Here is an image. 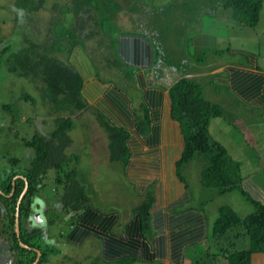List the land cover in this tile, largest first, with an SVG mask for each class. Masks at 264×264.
<instances>
[{
    "label": "trees",
    "instance_id": "16d2710c",
    "mask_svg": "<svg viewBox=\"0 0 264 264\" xmlns=\"http://www.w3.org/2000/svg\"><path fill=\"white\" fill-rule=\"evenodd\" d=\"M36 3L34 6L32 2V8L29 11L44 7L42 0ZM67 4L62 9L57 4L52 5L51 14L54 19L48 20L51 25L48 23L47 28L45 27V36L39 42L28 38L24 32L22 38L19 39V44L13 47L6 44L0 50L2 62L10 74L19 78L39 80L43 83L42 87H36L40 89L43 100L49 104L47 107H50L46 113L50 118H45L41 122L42 126L47 125L46 128L48 127L42 130L43 136L35 134L31 139H23L25 147L33 151L27 173L40 180L32 187V190L30 188L27 192L24 203L19 208V216L20 218L29 217V212L34 205V196L39 191L38 184L42 183L49 171H53L56 189L57 187L63 188L58 202L63 208V213L68 215L66 224L69 229L67 232L59 233V236L63 238L60 248L64 251L56 246L58 243L55 238L49 239L50 242L52 240L56 242L50 245L58 250H54V254L59 255L61 251L66 259L67 254L64 252L67 246H82L91 238L100 243L101 249L100 258H96L97 260L95 259L92 264L150 262L153 254L147 236L149 237L151 230L150 209L155 201L154 192L152 190L145 192L146 199L130 211L131 220L127 223L126 233L117 234L108 230L111 220L97 216L98 212L92 205L86 187L78 178L76 166L70 167L72 163L76 165L77 162V153L67 152L73 140L70 132L76 128L74 119L92 110L98 127L106 134L110 162H119L124 170L129 164L131 155L128 147L129 131L114 123L102 110L106 109L104 105L122 109L126 105L123 100L124 95L114 84L107 85L105 80L96 75V83H86L79 69L69 62V57L77 47L86 55H91L82 44L88 39L99 36L100 33L98 45L109 48L111 44L114 48L115 60L118 62L116 67H125L130 70L126 72L127 75L132 74L131 70L137 71V67L146 66L149 68L147 70L151 71L159 61L160 54L163 57L164 53L161 48L163 44L159 43L163 37L160 35L155 38L149 28L148 30L140 28L144 29L141 32L137 29L133 33L130 31L122 33L121 29L124 27L120 28L118 18L120 13L126 10L116 0H71ZM208 6H211L208 13L211 16H216V10L223 8L230 12L234 23L254 27L259 22L262 0H191L187 3L191 16L187 15L186 19L190 20L194 18V15L201 16L207 13L203 9ZM126 12L134 13V9L127 8ZM67 14L70 15L68 21L66 20ZM86 29H95L98 32H86ZM46 37H49L48 41ZM63 56L65 60L67 59V64L59 59ZM152 57H154V62L149 67L147 65ZM237 75L240 81L250 77L249 79L255 85H249V90L252 89L251 91L256 93L263 91L264 78L242 73H237ZM103 94H106V98ZM169 94L171 118L179 125L182 140L180 156L174 162L177 179L181 180L178 174L183 164L190 163L198 156H203L206 162L203 171L204 186L218 187L220 193L237 189L254 207L253 212L241 217L230 207L221 206L218 209L219 216L212 223L207 236V240L210 239L208 240L209 247L203 258L208 255L222 258L227 264H249L253 253L264 252V199L256 197L253 190L256 182L251 175L254 172L248 175L243 174L242 161L233 159L222 144L211 138L208 130L209 121L213 116H222L223 109L218 104L205 99L200 85L193 78L182 74L171 85ZM24 99L33 101L29 94L25 95ZM92 100L96 103L93 106L89 103ZM134 111V126L138 133L144 138L149 137L151 118L148 107L143 103L139 109H134ZM50 124H53V128ZM255 141L256 145L264 147L260 141ZM12 199L15 201L14 197ZM12 199L9 202L13 205ZM51 210L54 213L58 212L55 207ZM14 213L15 206L13 205L9 208L12 222ZM56 222L59 220L55 219L51 221V224L57 226ZM60 223L64 222L60 221ZM233 228L234 230L240 228L237 235L244 236V239L247 237L248 249L236 250L233 247L234 243L226 240L228 231ZM201 262L202 257L201 259L199 257L194 263L200 264Z\"/></svg>",
    "mask_w": 264,
    "mask_h": 264
},
{
    "label": "rangeland",
    "instance_id": "374dc122",
    "mask_svg": "<svg viewBox=\"0 0 264 264\" xmlns=\"http://www.w3.org/2000/svg\"><path fill=\"white\" fill-rule=\"evenodd\" d=\"M36 1L38 0H0V50L6 44L10 47L19 44L24 32L28 38L39 42L45 36L44 30L45 27L47 28L48 20L54 19L51 14L52 5L57 4L62 9L71 0H42L44 7L29 11L32 2L35 6ZM116 1L122 4L126 11L127 8L134 9V13L126 11L120 13L118 18L120 28H125L121 29L122 33L129 31L133 33L137 29L141 32L149 28L155 38L160 35L163 37L159 42L163 44L161 47L163 57L160 54L156 66L151 71L143 72L148 75L149 82L169 85L182 74L188 77L189 74H197L193 79L200 85L205 99L218 104L223 109L222 116H213L209 121L208 130L211 138L222 144L233 159L242 161L243 174L254 172L251 176L264 192V147L256 145L255 141L264 144V114L260 109L243 102L232 94L225 84L218 81V79L222 80L225 74L224 70L219 69L236 64L248 66L250 64L248 54L251 53L256 55L260 68L264 69V0H262L259 22L254 27L233 26L228 23L230 21L228 16L231 19L230 12L223 8L216 10V16H211L208 14L211 6L203 9L207 13L201 16L194 15V18L187 20V15L191 16L187 3L191 0ZM69 17L70 15L67 14V21ZM90 31L98 32L95 29H86V32ZM99 37L100 33L99 36L88 39L82 44L92 56L86 55L77 47L69 57V62L77 67L84 77L89 76L88 79L92 80L96 75L105 80V84H114L136 107L143 98L142 91L136 86V71L131 70L132 74L127 75L126 72L130 70L116 67L118 62L115 60L114 48L111 44L109 48L99 46ZM48 40L49 37H46V41ZM64 57L59 59L67 64L68 61ZM40 82L10 74L0 57V125L5 126L14 118L10 121L12 136L7 132L5 136L0 137V152L4 150L5 141L10 157L18 159L20 166L26 168L29 167L33 153L22 146L21 142L23 139H31L35 134L43 136L42 130L47 125L42 126L41 122L45 118H50L46 114L50 108L47 107L49 104L43 100L40 89L36 87H42L43 83ZM28 94L33 101L24 99ZM104 96L106 98V94ZM89 103L92 104L90 101ZM74 121L76 128L70 132L74 141L72 140L67 152L69 154L76 152L77 162L76 165L72 163L70 167L76 166L78 178L85 185L93 207L111 210L121 216L130 214V210L141 204L146 197L139 195L135 182L123 175L119 162H110L106 134L98 127L93 110L86 115L76 117ZM50 126L53 128V124ZM205 166L203 156H198L190 163L181 166L178 174L181 180L176 177L192 195L189 206L195 207L201 204L200 208H203L208 215L207 219L209 216L216 219L221 206L230 207L241 217L253 212L252 203L242 196L239 190L220 193L218 187L204 186ZM53 178V171H49L42 181V192L34 200L46 210L47 221L59 220V224L51 229V236L57 240L56 246L60 248L63 238L59 233L67 232L69 229L67 224L60 223L64 221V213H54L48 208L49 205L58 203L56 201L63 191L61 187L56 189ZM255 195L258 197L256 193ZM208 227L210 230V225ZM231 230L228 231L226 240H231L236 250L248 248L247 237L244 241V236L237 235L240 228ZM149 237H151L150 233ZM230 246L232 247L231 244ZM42 247L47 249L43 242ZM60 250L64 251L62 248ZM100 252V243L91 239L82 246H67L64 252L67 254L66 259L62 258L61 251L59 255L53 254L51 264H92L96 258H100ZM198 252L192 264L199 259ZM206 259L202 257L204 262Z\"/></svg>",
    "mask_w": 264,
    "mask_h": 264
},
{
    "label": "crops",
    "instance_id": "0c3cea01",
    "mask_svg": "<svg viewBox=\"0 0 264 264\" xmlns=\"http://www.w3.org/2000/svg\"><path fill=\"white\" fill-rule=\"evenodd\" d=\"M228 20H230L228 23L233 26H239L229 19V16ZM248 57L250 60L248 66L236 64L219 69L224 70L225 74L222 80L218 79V81L225 84L229 91L243 102L260 109L264 114V87L259 93L251 91L249 85L255 84L249 79L250 77L247 80L244 79L245 81H240L237 75V73H242L264 78V69L260 68L256 55L251 53ZM153 62L154 57L147 66L150 67ZM147 69L149 68L146 66L137 67L136 71V85L143 93L140 104L138 103L135 107L128 97L123 96L126 105L122 109L104 105L106 109L102 110L114 123L126 128L130 133L128 147L131 156L129 164L122 170L123 175L135 182L139 195H144L149 190L154 192L155 201L150 209L151 237L147 236L153 256L150 262L146 261L143 264H190L193 258H196V252L200 251L198 252L200 259L204 257L209 247L207 236L215 218L209 216L207 219L208 215L205 214L203 208H200L201 204L195 207L189 206L192 195L175 176L174 162L180 156L182 140L179 125L171 118L169 89L179 78L169 85H158L149 82L148 75L144 74L145 71H149ZM195 76L197 74H189L190 78ZM92 82L91 78H86V83ZM143 103L148 107L151 118V132L149 137L145 138L134 126V109L140 108ZM253 190L258 197L264 199V192L258 183H255ZM95 210L99 218L111 220L108 230L117 234L126 233L131 213L121 216L111 210L97 208ZM208 225H210V230ZM206 256V261L202 260L200 264H209V262L227 264L222 258ZM249 264H264V252L253 253Z\"/></svg>",
    "mask_w": 264,
    "mask_h": 264
},
{
    "label": "flooded vegetation",
    "instance_id": "af4514ba",
    "mask_svg": "<svg viewBox=\"0 0 264 264\" xmlns=\"http://www.w3.org/2000/svg\"><path fill=\"white\" fill-rule=\"evenodd\" d=\"M12 120L14 118L10 121ZM10 121L6 127L0 125V137L5 136L7 132L12 136ZM21 145L25 147L23 141ZM3 149L0 152V264H51L54 250H58L50 246L52 242L48 240L53 225L51 221L45 220L46 210L37 204L32 206L28 218L19 216V208L24 203L27 192L30 188L32 190L40 178L27 173L30 164L27 168L21 167L18 159L10 157L5 141ZM38 186L41 191L42 183ZM13 197H16L15 201ZM11 199L15 206L13 222L9 215V208L13 206L9 202ZM48 208L51 210L53 207ZM42 242L47 249H43Z\"/></svg>",
    "mask_w": 264,
    "mask_h": 264
},
{
    "label": "clouds",
    "instance_id": "9594fccd",
    "mask_svg": "<svg viewBox=\"0 0 264 264\" xmlns=\"http://www.w3.org/2000/svg\"><path fill=\"white\" fill-rule=\"evenodd\" d=\"M79 71H80V70H79ZM88 77H89V76H87V79H88ZM186 77H188V76H186ZM84 78L86 79V77H84ZM95 78L97 79L96 76H93V79H92L93 82H92V83H89V84H94V83H96V79H95ZM177 78H179V76H178ZM85 81H86V80H85ZM91 103H92L91 105L93 106V105H94V101L92 100ZM42 184H43V183H42ZM0 189H1V188H0ZM41 192H42V190H41V191H38V193L36 194V196H37L39 193H41ZM36 196H34V199H35ZM58 200H59V198H58ZM58 200H57L56 202H58ZM37 202H38V201L33 200V203H34L33 206H36V205H37ZM50 206H51V208H52V207H55V208L57 209L56 211H58V212H63V211H62L63 208H62V206H61V204H60L59 202H58V203H55V204H53V205H49V207H50ZM63 217H64V221H63L64 223H63V224L66 225V221L68 220V215H67L66 213H64V214H63ZM45 220H46V218H45ZM56 224H58V222H56ZM54 227H55V226H53L52 228H54ZM52 228H51V229H52ZM63 232H64V231H62L61 233H63ZM49 233H51V231H49ZM50 238L54 239V237H52V236H50ZM50 238H49V239H50ZM49 239H48V240H49ZM51 242H53L54 244L56 243V242H54L53 240H52ZM62 258L65 259L64 256H63Z\"/></svg>",
    "mask_w": 264,
    "mask_h": 264
},
{
    "label": "water",
    "instance_id": "95a60500",
    "mask_svg": "<svg viewBox=\"0 0 264 264\" xmlns=\"http://www.w3.org/2000/svg\"><path fill=\"white\" fill-rule=\"evenodd\" d=\"M37 217H38V215H37Z\"/></svg>",
    "mask_w": 264,
    "mask_h": 264
}]
</instances>
